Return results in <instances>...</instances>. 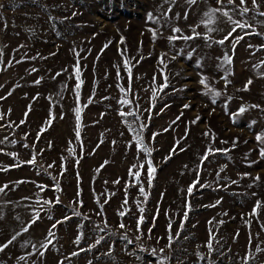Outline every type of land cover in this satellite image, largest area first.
I'll list each match as a JSON object with an SVG mask.
<instances>
[{
    "label": "rangeland",
    "instance_id": "1",
    "mask_svg": "<svg viewBox=\"0 0 264 264\" xmlns=\"http://www.w3.org/2000/svg\"><path fill=\"white\" fill-rule=\"evenodd\" d=\"M0 5V264H264V0Z\"/></svg>",
    "mask_w": 264,
    "mask_h": 264
},
{
    "label": "snow or ice",
    "instance_id": "2",
    "mask_svg": "<svg viewBox=\"0 0 264 264\" xmlns=\"http://www.w3.org/2000/svg\"><path fill=\"white\" fill-rule=\"evenodd\" d=\"M190 2H193V3H194L195 0H190ZM228 2L231 4V3H233V0H228ZM245 3H246V0H240V4H241V5H244ZM252 3H253V5H254L255 7H258V5H256V0H252ZM0 7H2V5H0ZM216 11H219V9H213L211 13H205V15H206V16H210L212 13H214V12H216ZM248 11H249V8H248V7H241V8H240V13H241V15L247 13ZM259 14H260L261 16H264V12H261V13H259ZM74 15H75V13H74ZM223 15L229 18V22L232 24V28H231V30L228 32V34L224 37V39L218 41V43L221 44V45H223V44L225 43V40H227L230 36H232V34H233L234 32H236L237 29H241V30H243V29H245V28H251V27H252V25L248 24L247 22L241 23L240 21L232 20L231 17L229 16V13H228V12H224ZM149 18L151 19V15H149ZM209 22H211V21H209ZM211 30H212V29H209V31H211ZM174 31L179 32L180 29H179V28H176V29H174ZM193 31H195V30H193ZM253 34H254V35H262L261 33H255V32H252V33H248V32H246V33H245V35H253ZM196 35H199V33H196ZM153 37H155V32H153ZM183 38L186 39V40H189V39H192L193 37H191V36H185V37H183ZM169 39H170V40H174V39H176V37H175V36H173V37H169ZM241 39H243V36H239V37H237V38H236V43H239V41H240ZM121 42L123 43V37L121 38ZM105 47H107V44L105 45ZM233 47H235V45H233ZM249 47H252V45H249ZM260 47H264V45H261ZM33 59H35V58L33 57ZM17 62L19 63V61H17ZM231 62H232V57L229 56L227 53H225V56H224V63H225V64H231ZM8 63H9V65H10V64H11V61H9ZM161 63H163V59H161ZM124 64H125V66H127V65H128V61H127V60L124 61ZM33 71H36V69H33ZM129 71H130V69H129ZM76 74H77V79H78V78H79V67H78V66H77V68H76ZM57 75H60V73H57ZM154 79H155V78H154ZM35 83H36V84H39V83H40V80H36ZM200 83H201L202 85H205V84H206L205 79L202 78V79L200 80ZM225 83L227 84L228 81L225 80ZM251 83H252V80L250 79V80L248 81V83L245 85V89H244V90H247L248 84H251ZM167 86H168V85H167V77H165V82H164V84L161 86V90H162L163 87H167ZM79 89H80V83H77V85H76L77 99H79ZM122 90H123V89H122ZM9 94H10V93H9ZM215 94H216V95H219L218 92L215 93ZM153 97H155V93H153ZM0 99H4V97H0ZM89 102H91V98H90V101H89ZM121 103H130V101H126V100H125V101H121ZM85 106H86V105H85ZM188 107H190V105H184V108H188ZM252 107H259V106H258V105H253ZM29 110H30V106H29ZM244 111H245V108H244V107H241V108L238 110L239 113H243ZM75 112H76V115H77V121H79V119H80V112H81V109H80L79 107H77V108L75 109ZM25 115H27V112L25 113ZM120 115L123 117L124 115H127V113L121 112ZM2 118H3V117L0 116V119H2ZM177 119H179V117H177ZM197 119H199V117H197ZM20 123L23 124L24 121L22 120ZM46 123H50V122H46ZM173 123H175V122H173ZM146 126H147V125H143V124H142V125H141V129H143V128L146 127ZM43 131H45V129H44V128H41V132H43ZM165 131H167V129H165ZM157 135H159V133H153V134H152L153 139H155V137H156ZM205 135H208V134L205 133ZM76 136H77V138H79V136H80V133H79L78 130H77V132H76ZM5 139H7V138L5 137ZM256 139H257V141H262V140H264V138H262L260 135H257ZM137 143H138V147L141 148V149L143 150V152L147 153L149 156L151 155V149L148 148V146H147L146 144L143 143V140H142V139L138 140ZM177 143H179V142H177ZM225 143H226V142H225ZM234 143H235V142H234ZM181 151H183V149H181ZM212 151H213V149L209 148V149L207 150V152L205 153V155H204V157H203L202 159H203V160H206L208 154H210ZM215 151H221V150L217 149V150H215ZM224 151H227V150H224ZM172 152H175V148L172 149ZM11 155H15V154L13 153V154H11ZM261 155L264 156V149H261ZM170 158H171V153H170L169 157H166V159H170ZM34 162H35V156H33L32 159L26 161V163H28V164H33ZM148 164H149V167H148V171H147V176H148L149 186H151V181H152V179H153V174H154V172H155V168L152 167V161H151V160L148 161ZM16 166H18V165H16ZM50 167H51V165H50ZM132 167H137V166H136V165H133ZM140 167H143V165H140ZM5 170H6V169H5ZM129 174H130V175H135L136 178L139 179L140 172L132 173L131 169H129ZM245 175H247V174H245ZM257 179H259V177H257ZM116 182L118 183L119 181H116ZM197 184H199V177H198V176H197V179L193 181V184L190 185V186L188 187L187 192H188L189 194H192V192H193V190H194V188H195V186H196ZM5 188H7V185H4V187H0V193L4 192ZM42 190H43V189H42ZM140 192H141V193H144V188H143V186L140 187ZM44 203H45V204H48V203H51V201H45ZM56 203H59V199H58V198H57V200H56ZM124 203L127 204V199H125ZM216 203L219 204L220 201H217ZM81 204H82V201H81ZM259 204H260V202L258 201V202H257V206H259ZM101 207H102V206H101ZM189 207H190V206H189ZM139 210H140L141 213L144 211L143 208H140ZM254 211H255V209H254ZM75 214H76L77 216L80 215L79 212H76ZM119 215L123 216V215H125V213H124V212H120ZM187 217H188V212L185 211V212H184V218L187 219ZM36 219H39V213H36L35 218L32 220L31 223H35ZM64 219H69V217H65ZM61 222H62V221H58L57 223H61ZM142 222H143V216H141V217L139 218V220L137 221V229H138V230H139V226H140V224H141ZM220 223H223V221H221ZM30 226H31V224H29L28 227H24V228H23V231H24V232H27V231L29 230V227H30ZM55 227H56V224H53V225H52V228H55ZM119 227H120V228H124L125 225H124L123 223H121V224L119 225ZM168 227H169V232H170V230H171V224H169ZM182 229H183V223H181V230H182ZM101 231H103V229H101ZM149 232H151V229H149ZM19 235H20V233H16V235L12 236V238L7 242V244H4V245L0 246V251H2L3 248L7 247L8 244H11L12 241H14V240L17 238V236H19ZM210 235H211V233H210ZM48 236H50V237H51V236H54V233L51 231V229H50L49 232H48ZM177 236H179V232H177ZM124 238L127 239V237H124ZM102 239H103V237H101L100 239H98V240L96 241V244H99V243L101 242ZM136 239L139 240L140 237L137 236ZM79 240H80V236L77 237V242H79ZM168 240H169V245H168V247L170 248V247H171V244H172V241H173V236H172L171 234H169V236H168ZM51 242H52L51 240H48L47 243L42 244L41 247L44 248V249H47L48 244H51ZM129 243H131V241H129ZM34 247H35V246H34ZM207 247L209 248L210 251L212 250L211 239H210L209 242L207 243ZM81 251H83V249H81ZM152 251H153V254L155 255L156 250L153 249ZM160 251L163 252L164 250H163V249H160ZM256 251H257V252H260V251H264V249H260L259 247H257ZM43 254H44L43 252L40 253V255H43ZM72 255H78V253H75V252H74V253H72ZM20 259H24V257H20ZM165 259H167V257H165ZM201 259H203V257H201ZM244 264H247V258H245Z\"/></svg>",
    "mask_w": 264,
    "mask_h": 264
},
{
    "label": "water",
    "instance_id": "3",
    "mask_svg": "<svg viewBox=\"0 0 264 264\" xmlns=\"http://www.w3.org/2000/svg\"><path fill=\"white\" fill-rule=\"evenodd\" d=\"M211 1H214V0H211Z\"/></svg>",
    "mask_w": 264,
    "mask_h": 264
}]
</instances>
